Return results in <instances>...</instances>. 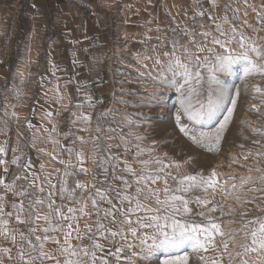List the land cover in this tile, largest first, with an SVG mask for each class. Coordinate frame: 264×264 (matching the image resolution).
<instances>
[{"label": "snow or ice", "instance_id": "1", "mask_svg": "<svg viewBox=\"0 0 264 264\" xmlns=\"http://www.w3.org/2000/svg\"><path fill=\"white\" fill-rule=\"evenodd\" d=\"M148 3L151 4V0H148ZM244 3L247 4V0H244ZM208 5L205 9L201 0H192L191 16L183 5H179L183 9L182 17L179 12L174 15L165 6L167 19L163 26L157 25L155 37L159 47L163 49L162 52L158 51V46L154 44L152 45L154 56L144 55L141 58L140 54H137L136 58L146 70L148 65L144 61H153V69L148 70L147 74L154 83L174 87L180 92V106L188 119L195 124L209 123L218 113L226 111L223 122L219 123L212 133L201 131L197 136L190 134L187 125H180V131L189 136L194 144L204 147L209 152H218L224 132L236 108V99L232 98L231 90L220 76H232L236 66H240L241 78L255 74L264 76V62H257L264 58V44L257 43L256 39L242 30L244 26L252 27L246 19L242 20L239 26L232 22L240 19L237 15L240 9L233 8L231 0H227L223 8L220 6V0H208ZM33 7L35 8V5ZM176 7L178 6L173 4V8ZM229 11L233 13L232 20L227 15ZM253 11L257 10L253 8ZM221 12L224 14L220 15ZM244 16H247V12ZM257 18L264 24V2L261 4V10L257 11ZM225 24L229 26L228 29L224 28ZM145 37L148 40L153 39L147 33ZM233 43L238 46L239 51L232 47ZM92 59L96 64L101 63L97 56H93ZM53 67L55 68V65ZM153 70L157 73L155 76L151 75ZM139 76H145V72H140ZM254 91L264 95V89L259 86H254ZM15 95L19 99L22 94L16 89ZM235 96H239L238 89ZM147 99L148 104L136 102L134 106H153L151 103L153 101L156 106L163 103L156 94H149ZM87 101L89 108L94 110L96 105L92 103V97L88 96ZM118 102L127 103L123 99ZM226 103H230L231 107L226 109ZM252 108L259 111L257 105H253ZM4 115H9L7 110ZM52 115V112L46 113L49 118ZM11 116L19 120L15 111L11 112ZM73 116L75 117L73 123L79 122L84 125L77 131H90L88 126L92 121L91 111L81 112L79 115L73 113ZM105 117L113 123L116 122L113 109L97 114L95 128L97 135L91 137L93 148L90 158L100 170V174L98 176L93 172L90 182L76 179L73 185L69 186L68 177L78 176L80 173L87 175L91 171L83 166L89 157L83 149L77 147V141L81 145H86L89 140L84 136H74L71 131L65 133L66 137L73 136L71 143L64 146L69 159H60L57 155L49 153L52 159L58 160L59 164L64 166L63 170L55 169V174L61 177L59 187L52 182V173L45 172L41 179L40 175L31 172L30 162L11 182L0 178V187L3 188L0 192V241L6 242L0 243V264H111L109 257H112L116 264H120L122 260L133 264L132 257L147 260L157 252L166 255L163 264H188L187 254H175L184 248L204 253L199 256L202 264H225L226 253L227 264H232L229 241L233 237L225 236L219 217L212 215L217 211L223 215L222 207L214 203V196L217 190L225 194H231L237 188L243 190L253 177L242 176L238 185L233 183L229 186L228 180L235 177H225L221 180L222 174H218L215 169L207 175L202 171L181 174L183 164L179 161L166 160L156 154L155 142L147 148L142 147L140 142L145 139L143 135L131 131L124 134L119 127L105 124ZM180 119V115L177 114L178 124ZM120 123L130 127L137 122L125 115ZM6 124L7 121H3V127H0V131L5 134ZM26 124L28 129L33 128L30 121ZM254 131L264 135V131L260 129ZM51 132H56L55 125ZM105 133H117L119 143H112L116 137ZM129 137H134L137 143L132 145ZM51 142L59 143L58 140ZM131 147H135L136 151L132 152ZM6 155V147L0 145V165L7 164L3 159ZM145 155L146 158H142ZM251 155L249 151L244 159ZM255 155L260 156L264 153L257 152ZM164 157H167V153H164ZM18 160L19 157H14L12 163L18 165ZM232 162L237 161L233 158ZM134 165H139V168ZM40 168L44 172L43 164ZM172 168L177 169V174L169 170ZM4 170L6 172L7 167ZM256 170L261 171L259 168ZM17 181L22 183L18 184ZM161 182L163 188L157 186ZM259 184L264 185V175L259 177ZM194 191L205 194L211 192L212 195L190 196L189 194ZM248 191L259 189L253 186ZM9 193L13 197L11 200L8 199ZM57 194L61 199L60 204H57L54 198ZM236 199L239 200L240 197L237 196ZM255 199L253 197L252 202ZM89 200L92 212L88 211ZM64 201H69L74 206H69ZM148 201H153L156 206H151ZM193 203L200 209L195 214L190 206ZM256 207L264 213V208L258 204ZM239 215L243 219L248 215V211L245 210ZM85 217L92 222L85 223L82 230L80 221ZM197 217L202 219L198 220ZM13 222L26 226V231L20 230L19 227H11ZM244 228L249 229L246 235L250 236V241L242 246L243 252L237 253V256L247 257L249 253H255L258 264H264V215L247 220ZM129 236L138 241L141 248L140 252L133 251L132 257L123 256L125 245H120L121 241L127 242ZM85 239L87 243L84 242ZM74 240L77 243L74 244ZM101 240L106 243H101ZM49 244L52 247H47ZM126 247L132 249L135 245L128 242ZM210 251L213 254L207 255ZM240 264H249V260L242 258Z\"/></svg>", "mask_w": 264, "mask_h": 264}, {"label": "rangeland", "instance_id": "2", "mask_svg": "<svg viewBox=\"0 0 264 264\" xmlns=\"http://www.w3.org/2000/svg\"><path fill=\"white\" fill-rule=\"evenodd\" d=\"M191 2L192 0H151V4H149L148 0H97L99 8L109 11L107 13L111 23L108 28L109 41L105 47V59L107 62L110 88L109 98H107L105 104L99 108L97 113L92 115L91 124L88 126L90 127V131H81L80 134L89 140V143L81 145L80 149H83L86 156L89 157L85 160L84 164H86V168L91 170L87 175L83 174V178L81 179L83 180L82 182H90L93 172L97 173L98 176L100 174V170L92 163L90 158L93 148L91 137L97 135L95 132L97 114L108 109H113L116 114V122L113 123L105 117V124L119 127L124 134L131 131L137 135H143L145 139L140 142L142 147L147 148L155 142L156 154L166 160L179 161L183 164V167L180 169L181 174H195L196 172L202 171L207 175L215 169L218 174H222L220 176L221 180L225 177H235V179L228 180L229 186L233 183L238 185L240 177L242 176L253 177L243 190L237 188L231 194H225L217 190L214 196V203L222 207L223 215L221 216L219 211L212 215L219 217V222H221L225 236L233 237L229 241V252L232 254V264H240L242 258H247L249 264H258L255 253H249L247 257L237 256V253H242V246L250 241V236L246 235L249 229L244 228L245 222L254 217L264 215L256 207L258 204L264 208V185L259 184V177L264 175V155H255L257 152L264 153V135L254 131L256 129L264 131V103H261V101H264V95L254 91V86H259L261 89H264V76L255 74L241 78L240 66H236L232 76H220L226 86L231 90L232 98L236 99V108L233 112L231 122L224 132L220 150L218 152H209L204 147L194 144L189 136L181 132L180 125H187L190 129V134L197 136L201 131L212 133L215 132L219 123L223 122V117L227 114L226 111L218 113L209 123L203 125L195 124L188 119L180 106V92L174 87L154 83L147 74L148 70L153 69V61H144L148 65V69L146 70L136 58L137 54H140L141 58L144 55L154 56L155 54L152 52V45L154 44L158 46L157 50L162 52L163 49L159 47V42L155 40V37L157 35V25L163 26L167 19L165 6L174 15L179 12L180 17H182L183 9L179 5H183V8L187 9L189 16H191ZM225 2L227 0H220L221 8H223ZM262 2L264 0H247V4H245L244 0H231L232 7L240 9L239 13H237L240 19L233 20L232 22L239 26L242 20L246 19L252 27L244 26L242 30L248 36L256 39V42L259 44H264V39H257V37L264 38V24L257 18V11L261 10ZM173 4H176L178 7L173 8ZM201 4L205 9L209 6L208 0H201ZM253 8L257 11H253ZM245 12H247L246 17L244 16ZM223 14V12L220 13V15ZM227 15L232 20L233 13L229 11ZM150 20L151 23H149ZM188 22L191 23L190 20ZM228 27L227 24L224 25L225 29H228ZM148 29L152 31L149 32ZM146 33L148 36L153 37V39H146ZM232 47L239 51L235 43H233ZM257 62H264V58H260ZM140 72H145V76H139ZM156 74L154 70L151 72L152 76ZM121 81L131 82L122 83ZM148 87L153 88L155 92L144 94L142 89ZM236 89L239 90L238 97L235 96ZM154 93L163 101L159 106H156L154 101L151 102L153 106H134L136 102L148 104V95ZM121 99L127 101V103H119L118 101ZM201 99H203V95ZM253 105L258 106V112L252 108ZM230 107V103L225 104L226 109ZM160 110H163L164 113L159 114L158 112ZM137 113L140 115H137ZM177 114L181 117L179 124L176 121ZM125 115L137 123L132 124L130 127H125L120 123L124 120ZM248 116L254 119L255 122L250 120ZM78 126L79 124L76 127L77 129L84 127L82 124H80V127ZM105 135H113L116 139L112 143H119V135L117 133H105ZM129 139L132 145L137 143L134 137H129ZM255 141H259V143H255ZM116 151H122V149H116ZM131 151L135 152V147H131ZM249 151H251L252 155L248 159H244V156ZM231 152L236 153L234 158L237 162H232L233 157H230ZM164 153H167V157H164ZM142 158H146V155ZM129 159L131 160V157ZM186 161H190V163H184ZM134 167L139 168V165H134ZM257 168L261 169V171H257ZM248 169H252V171H248ZM169 170L173 174H177V169L172 168ZM169 183L171 184L172 181L170 180ZM157 186L163 188V183L161 182ZM253 186H256L259 191H248ZM189 195L193 197L196 195L204 197L205 195L211 196L212 194L211 192L205 194L201 191H194ZM237 196L240 197L239 200L236 199ZM253 197L256 198L254 202H252ZM147 203L153 207L156 206L153 201H148ZM190 206L193 208V214L200 211L194 203ZM245 210L248 211V215L242 219L239 214ZM88 211L92 212L91 200L88 201ZM197 219L202 218L197 217ZM91 222L87 217L83 218L80 223L81 229L83 230L85 223ZM11 227H19L20 230L26 231V226L17 225L14 222L11 224ZM217 239L219 240V237ZM84 242L87 243V239ZM128 242L133 243L135 247L132 249L127 248L126 243ZM0 243L6 242L0 241ZM73 243L75 244L77 241L74 240ZM101 243L106 242L101 240ZM120 245H125L124 252L122 253L123 256L132 257L133 251H141L139 242L131 236H129L127 242L121 241ZM47 247H52V245L49 244ZM112 250H114V247ZM107 251L108 247L105 249V252ZM175 254H187L189 257L188 264H202L199 256L204 255V253L194 252L190 248L181 249ZM212 254L210 251L207 255ZM166 258L165 254L157 252L150 259L143 260L140 257H132V261L133 264H163V260ZM111 259L112 257H109V260ZM124 261L128 262L127 260ZM225 264H227V253L225 254Z\"/></svg>", "mask_w": 264, "mask_h": 264}, {"label": "crops", "instance_id": "3", "mask_svg": "<svg viewBox=\"0 0 264 264\" xmlns=\"http://www.w3.org/2000/svg\"><path fill=\"white\" fill-rule=\"evenodd\" d=\"M107 11L99 8L97 0H0V127L7 121V134L0 131V145L7 152L3 157L7 164L0 165V178L6 182L30 162L31 172L41 179L45 172L52 173V182L59 187L61 177L55 169L63 170L64 166L49 153L68 160L64 146L70 145L73 136L66 137L65 133L81 136L73 113L91 111L94 115L109 98L105 47L111 23ZM93 56L101 63L96 64ZM16 89L22 94L19 99ZM88 96L96 105L94 110L89 108ZM5 110L9 115H4ZM13 111L18 121L11 116ZM47 112H52V117H47ZM27 121L32 129L27 128ZM54 125L56 132H51ZM14 157H19V166L12 163ZM81 178L83 173L68 177L69 186L76 179L83 181ZM54 198L61 203L58 194ZM8 199H13L10 193ZM64 203L74 206L69 201ZM110 262L116 264L113 258Z\"/></svg>", "mask_w": 264, "mask_h": 264}, {"label": "bare ground", "instance_id": "4", "mask_svg": "<svg viewBox=\"0 0 264 264\" xmlns=\"http://www.w3.org/2000/svg\"><path fill=\"white\" fill-rule=\"evenodd\" d=\"M158 90V89H157ZM141 91V90H140ZM142 92H144V94L145 93H153V92H155V90L153 89V88H151V87H148V88H145V89H142ZM159 92V91H158ZM155 94V93H154ZM160 99V98H159ZM165 111V110H164ZM159 114H163L164 112H163V110H160L159 112H158ZM249 117V116H248ZM249 119L250 120H252V121H254V119H252L251 117H249ZM255 122V121H254ZM257 122V121H256ZM236 156V153L235 152H231V154H230V157H235ZM238 156V155H237ZM221 159V158H220ZM222 161V160H221ZM223 162V161H222ZM227 201V200H226Z\"/></svg>", "mask_w": 264, "mask_h": 264}]
</instances>
